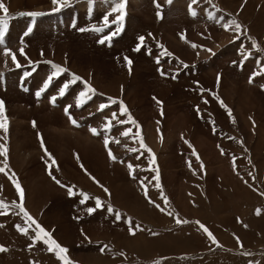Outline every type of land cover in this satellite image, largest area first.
Masks as SVG:
<instances>
[{
	"label": "rangeland",
	"instance_id": "obj_1",
	"mask_svg": "<svg viewBox=\"0 0 264 264\" xmlns=\"http://www.w3.org/2000/svg\"><path fill=\"white\" fill-rule=\"evenodd\" d=\"M87 1L65 0L56 10L53 0H3L9 29L0 44V100L9 128L7 133L0 129V145L8 148L7 158L0 156V167L7 164L0 173V200L10 206L8 214H0L2 231L8 217L16 226L29 225L13 203L19 202L14 173L25 191V208L69 250L73 264H264V0H126L123 31L103 44L100 39L113 25L103 22L98 27L103 31H94L97 26L80 24L99 19L118 0H92L86 13ZM32 12L41 15H22ZM232 20L240 31L235 25L224 28ZM29 22L34 28L25 44L15 46ZM5 48L16 53L21 67L1 52ZM125 57L132 61L130 68ZM29 64L37 68L24 78L29 90L24 91L17 77ZM53 65L68 71L35 97L55 71ZM72 74L96 90L82 107L76 106L79 92L86 91L81 80L59 95L58 85L71 82ZM51 91L57 96L54 105L47 101ZM109 98L123 101L140 127L120 124L127 117ZM69 100L79 126L62 112ZM102 103L109 107L98 111ZM108 119L112 126L105 131ZM94 126L99 135L88 130ZM128 129L143 135L155 164L138 136L121 135ZM45 147L59 170L49 169ZM97 198L104 208L97 206ZM36 231L31 225L27 238L18 231V258L63 264L49 245L33 239Z\"/></svg>",
	"mask_w": 264,
	"mask_h": 264
},
{
	"label": "snow or ice",
	"instance_id": "obj_2",
	"mask_svg": "<svg viewBox=\"0 0 264 264\" xmlns=\"http://www.w3.org/2000/svg\"><path fill=\"white\" fill-rule=\"evenodd\" d=\"M64 2L65 0H53V3L58 5L57 9L56 10H59V7H62L64 5ZM167 2L169 4L172 3V0H167ZM125 4H126V0H118V2H115L114 3V6L112 8V12H115V13H120V15H118L116 17V19L114 21H112V23H118V24H121L122 26V21H123V10L125 8ZM157 7L159 8L160 5L157 4ZM0 11H2L3 15H0V43L3 42V37H4V34H5V31L7 30V15L9 13V9L8 7H6V5L3 3V0H0ZM111 14V13H110ZM193 15H195L196 13L193 11L192 13ZM22 15H29V16H39L41 15V13H35V12H32V13H23ZM159 15V13H158ZM104 23L106 25L109 24V20H108V16L106 15L104 17ZM231 25H235V30L237 31H240L242 26L235 20H232L230 22H227L225 23L223 26L226 30H230L231 28ZM92 30L94 31H103L102 28H93ZM120 30V29H118ZM30 31V30H29ZM81 31H84V29H81ZM116 35L115 32H112L109 36L105 37V39H102L100 41V43H105V40H108L110 41L112 36ZM140 41L141 43H143L144 41V37H140ZM253 44V47L257 48L259 50V45L257 44V42L255 40H253L252 42ZM192 47H197V45L193 44ZM140 49L137 48L136 51H139ZM211 51V50H209ZM20 54L21 55H26L24 53V50L23 48L20 49ZM4 55L5 56H11L13 62L16 64V66L19 68L21 67L19 61L17 60V57H16V53L12 52L11 49H8V48H5L4 50ZM168 55H171V53H168ZM249 56L251 55V53L248 54ZM125 60L127 61L128 65H129V68L132 64V61L129 60L127 57H125ZM157 62L159 63V59L157 60ZM55 71L53 72L52 75H50L47 79V81L45 82L44 84V87L38 91L36 93L37 97H39L41 95V93L43 91H45L51 81L53 80L54 77L58 78L59 74H62L64 72H67L68 70L65 69V68H62L61 66L59 65H53ZM185 67H187V65H185ZM26 75H31V73H26ZM161 75H165V73L163 72V70H161ZM174 78V77H173ZM78 80H81L82 81V78L79 77V76H76L75 74H72V81L71 82H66L63 84V87L60 89V92H59V95L60 96H64L66 94V90L69 88L70 86V83H74L75 81H78ZM85 85V89L86 91H81L79 92L78 94V98H77V102H76V106L77 107H82L85 103L88 102L89 99H91V95L89 94H95L96 90L95 88L92 87L91 84H89L87 81H82ZM57 97L56 96H53L51 98L52 100V103L55 104V101H56ZM109 102L111 104H116V103H119L120 105V112L122 115H126L127 119L125 120H119L118 122L120 124H128V123H131L132 125L136 126L137 128H139V124L138 122L132 117L131 113L129 112V110L127 109V106L124 105L123 101H117L116 99L114 98H109ZM207 103V101H205ZM157 103H162L160 101H157ZM221 104H223V101L221 100ZM72 106L71 105H68L66 108H65V113L67 115H69V118L71 120V122L76 125V126H79L77 124V121L75 120V118H73L71 116V114L69 113L68 109L71 108ZM109 107V104L108 103H102L100 104L99 106V109L98 111H103L105 108ZM225 107H227L225 105ZM199 110V109H198ZM228 114L229 116L232 115V112L231 110L229 109L228 110ZM117 117V114L115 112L112 113V119H115ZM112 119H108V122L107 124L104 126V130L105 131H109L110 130V127L112 126ZM233 122H235L233 120ZM35 122H33V127H35ZM8 128H9V124H8V120H7V117L5 115V105H4V102L2 100H0V129H3V131L5 133L8 132ZM92 133L94 135H99V131L96 129V128H92L91 129ZM121 135L125 136V137H129L130 135H133L134 137L138 136L139 137V143L140 145L147 149V151L151 154V160H150V164H155L156 162V158H155V154L152 152V150L147 146V144L144 142V138H143V135L140 133V132H137L135 134H132L131 133V129H128L126 131H124L123 133H121ZM116 143H119L120 141L119 140H116L115 141ZM185 143H189L188 141H185ZM104 144L105 146H107L109 144V140L108 138H105L104 139ZM41 146L43 147L44 144H43V138L41 136ZM189 147H192V145L189 143ZM131 151H137L136 149H130ZM45 152L46 154L48 155L49 157V160H50V164H49V169H51L52 166H56L57 170H59L58 168V164H57V161L55 160V158L52 156L51 153L47 152V148L45 147ZM193 154L197 156V159L199 160V155L198 153L195 152V149H193ZM0 156H4L5 158H7L8 156V148L6 145H0ZM109 156L110 158L115 161L117 159V157L112 153L111 149H109ZM77 159H79V157H77ZM235 162V161H234ZM201 166L203 167L202 163H201ZM81 167H83V165H81ZM128 167L131 169L133 168V166L131 164L128 165ZM189 167H191V162L189 161ZM6 168H7V164H5L4 167H0V173H5L6 172ZM49 175L52 176V178L55 180V182L57 184H60V181L56 179L55 176L52 175V172L49 171ZM12 176V183L14 184L17 192H18V197H19V202H13L15 207L19 209L20 212L23 213L24 217L26 218V220L29 222V225L28 227H21L20 225H17V229L18 231H20L21 233L27 235L28 234V231H29V227H31V225H35V228H36V234L35 236L33 237L34 240H36L37 242H43L44 244L46 245H49V248L48 250L49 251H52V252H56L57 256H58V259H60L63 264H73V262L71 261V259L66 255L68 253V249L64 246H62L57 240H55L52 236H51V233L49 231H47L44 227H42L36 220L34 217L31 216V214L27 211V209L25 208V205H24V200H25V191L23 189V187L20 185L18 179L15 178V174H11ZM135 178V177H134ZM93 180H95V177H92ZM156 181H157V184H156V187L160 188L161 185L159 184V180H160V177H159V172H158V169L156 170V177H155ZM96 183L99 184V181H96ZM102 188H103V185H100ZM145 195L147 196V186L145 185ZM105 192H108V189L107 188H104L103 189ZM82 195L85 196V199H87V196L86 194L82 193ZM110 195V193H109ZM261 195H264V193H261ZM163 200L164 202L167 204L168 203V199L167 197H163ZM149 202L150 203H153L155 207L159 208L161 211H164L163 208H161V206L159 204H155L154 201H152L151 199H149ZM97 206L99 207L101 205V201L97 198ZM9 204L5 203L4 200H0V214H8L7 213V209L9 208ZM88 211L91 213V212H94L95 209L93 208H89ZM109 211H112L111 207H109ZM171 214V213H169ZM257 214L259 215L260 212L259 210H257ZM117 220H120L121 219V216L117 213L116 214V217H115ZM128 224H129V230L131 232V234L135 235V229L132 228V220L129 218L128 219ZM177 223H187V221H181L179 219H177ZM199 224V222H197ZM136 227H139V226H136ZM200 227L203 229V231L205 233H207V235L212 239V241L214 243H219L215 236L213 235V233L203 224H200ZM238 239V238H237ZM243 245L241 244V247ZM4 251H7V249L3 246V245H0V252H4Z\"/></svg>",
	"mask_w": 264,
	"mask_h": 264
},
{
	"label": "bare ground",
	"instance_id": "obj_3",
	"mask_svg": "<svg viewBox=\"0 0 264 264\" xmlns=\"http://www.w3.org/2000/svg\"><path fill=\"white\" fill-rule=\"evenodd\" d=\"M183 1V0H182ZM49 2V1H48ZM251 3H248L247 5L251 8L254 9V7L252 5H250ZM184 10V9H183ZM254 14L256 11L255 10H251ZM255 11V12H254ZM250 12V11H249ZM248 13V12H247ZM250 13L247 15L249 16ZM260 15V14H259ZM262 15V14H261ZM138 16V15H137ZM257 16V15H256ZM252 17V16H251ZM254 17V16H253ZM259 17V16H258ZM257 17V21L259 22V18ZM263 18V17H262ZM251 19V18H250ZM254 21V20H253ZM252 23V22H251ZM257 23V22H256ZM260 24V22H259ZM256 26V25H255ZM131 30V29H130ZM135 30V29H134ZM15 31V30H14ZM42 31V30H41ZM254 31V30H253ZM15 33V32H14ZM32 37V36H31ZM231 41V40H230ZM80 68V67H79ZM13 80V79H12ZM12 85V84H11ZM7 88V87H6ZM249 90V89H248ZM18 92V91H17ZM56 92V91H55ZM246 92V90H245ZM43 103V102H42ZM105 115V114H104ZM106 118V117H105ZM89 125V124H88ZM18 160V158H16ZM20 162V160H18ZM39 198V197H38ZM40 199V198H39ZM250 199V198H249ZM59 205V204H58ZM57 212V211H55ZM9 219H5V227H6V231L4 233V231H2L1 227H0V245H4L7 249V251L4 252H0V264H32V260L30 261V256H27L26 259H24L25 261H21L18 257L20 255L19 251H18V247H19V240H18V234L20 235V232L18 233L17 231V227H16V223H15V219L13 220L12 218L10 219V217H8ZM57 218V217H56ZM59 220V219H58ZM65 221V220H64ZM0 224H2V221L0 220ZM4 233V234H3ZM18 233V234H17ZM24 236V235H23ZM25 238H27V236L25 235ZM24 238V239H25ZM22 239V237H21ZM22 239V241L24 240ZM26 240V239H25ZM22 251V250H21ZM42 256V255H41ZM47 258V257H46ZM45 258V259H46ZM40 260V259H39ZM49 261V260H48ZM223 261V260H222ZM21 262V263H19ZM46 262V261H45ZM52 262V261H51ZM39 263V262H38ZM41 263V260H40ZM59 264V263H58Z\"/></svg>",
	"mask_w": 264,
	"mask_h": 264
}]
</instances>
